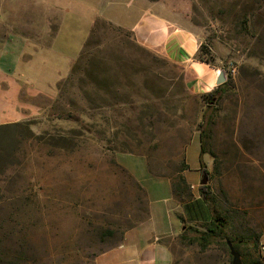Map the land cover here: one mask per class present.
I'll use <instances>...</instances> for the list:
<instances>
[{
    "label": "rangeland",
    "instance_id": "obj_1",
    "mask_svg": "<svg viewBox=\"0 0 264 264\" xmlns=\"http://www.w3.org/2000/svg\"><path fill=\"white\" fill-rule=\"evenodd\" d=\"M111 1L0 0V36L28 38V59L45 62L37 81L68 74L36 99L39 113L0 127V264H95L149 218L147 189L161 181L182 190L180 225L165 239L174 264H232L228 239L242 264H264V0H147L224 72L212 110L181 66L108 18ZM185 174L198 182L182 184ZM204 178L229 219L227 238L207 250L181 239L209 222ZM199 196L208 215L195 226L184 215L198 214Z\"/></svg>",
    "mask_w": 264,
    "mask_h": 264
},
{
    "label": "crops",
    "instance_id": "obj_2",
    "mask_svg": "<svg viewBox=\"0 0 264 264\" xmlns=\"http://www.w3.org/2000/svg\"><path fill=\"white\" fill-rule=\"evenodd\" d=\"M106 10L108 18L134 32L141 46L181 66L190 93L205 95L218 88L221 69L198 58L200 44L196 35L178 24L162 5L147 0H116ZM96 14L99 12L95 11L93 20ZM31 43L21 35L0 36V127L35 116L41 110L35 101L54 94L58 84L68 77L55 72L38 82L37 74H41L45 62L28 59ZM38 49L36 53L42 51ZM185 177L192 187L198 182L196 174ZM147 191L151 202L149 218L126 231L120 243L102 253L95 264H174L173 251L165 242L180 225L174 215L172 185L170 181H161ZM197 199L198 214L191 210L190 215H184V220L195 226L208 215L203 216L201 209L205 206L200 196Z\"/></svg>",
    "mask_w": 264,
    "mask_h": 264
},
{
    "label": "trees",
    "instance_id": "obj_3",
    "mask_svg": "<svg viewBox=\"0 0 264 264\" xmlns=\"http://www.w3.org/2000/svg\"><path fill=\"white\" fill-rule=\"evenodd\" d=\"M204 48L201 47V50L199 51V59L203 62H207L208 64H211L212 62L209 60H203L201 58V53ZM81 56V54H80ZM79 56V57H80ZM78 60V59H77ZM94 70V69H93ZM222 72H220L221 75ZM94 75V80L92 81L93 88L98 90V85L105 84V81L101 80L102 77L99 75ZM74 76V72L72 73V76H70L67 81H71ZM227 84V79L225 77V82L220 84L216 90H214L210 94H205L203 95L204 100H209V109L212 110L214 107L212 106L214 104V97L217 94H220L223 92L224 88L226 87ZM223 90V91H222ZM212 112V111H211ZM21 124H12V125H6L3 127H12V126H18ZM201 142V166L203 167V160L202 157L204 155V145H203V135L200 138ZM205 175H207V171H203ZM179 181L186 185V179L184 177H179ZM172 189L174 191L175 196H181L182 195V190L175 184V182L172 183ZM199 191L201 194V198L204 201V203L207 205L209 212H210V219L209 222L206 224L204 230H199L198 228L195 227H187L186 230L181 234V239L190 245L197 244L202 250H207L212 244L216 242H222L227 238V231L229 228V219L227 216L223 215L217 205L215 204V200L212 195L211 188L209 187L208 184L206 185H200ZM108 233H111L109 230ZM227 242H230L229 239ZM228 245V243H227Z\"/></svg>",
    "mask_w": 264,
    "mask_h": 264
},
{
    "label": "water",
    "instance_id": "obj_4",
    "mask_svg": "<svg viewBox=\"0 0 264 264\" xmlns=\"http://www.w3.org/2000/svg\"><path fill=\"white\" fill-rule=\"evenodd\" d=\"M223 82H225L224 72H222L218 78V85L222 84ZM206 184H207V179L204 178L201 182V185H206ZM227 243H228V246L230 248L231 256L233 257V263L232 264H242L240 254L234 249L231 242H227Z\"/></svg>",
    "mask_w": 264,
    "mask_h": 264
}]
</instances>
